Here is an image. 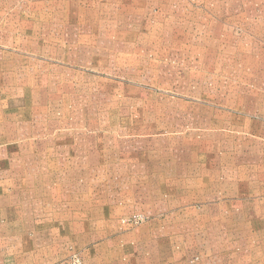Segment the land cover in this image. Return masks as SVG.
Listing matches in <instances>:
<instances>
[{
    "label": "rangeland",
    "instance_id": "1",
    "mask_svg": "<svg viewBox=\"0 0 264 264\" xmlns=\"http://www.w3.org/2000/svg\"><path fill=\"white\" fill-rule=\"evenodd\" d=\"M76 258L264 264V0H0V264Z\"/></svg>",
    "mask_w": 264,
    "mask_h": 264
},
{
    "label": "bare ground",
    "instance_id": "2",
    "mask_svg": "<svg viewBox=\"0 0 264 264\" xmlns=\"http://www.w3.org/2000/svg\"><path fill=\"white\" fill-rule=\"evenodd\" d=\"M73 163H74V162H73ZM37 164H39V163L37 162ZM62 166H63V169H65V170L68 169V167H69V165H68L66 162H64ZM93 166H94V165H93ZM90 167H91V166H90ZM38 168H39V167H38ZM95 171H98V169H95ZM95 171H94V172H95ZM27 180H28V179H27ZM28 182H29V181H28ZM28 182H27V183H28ZM27 185H28V184H27ZM1 203H2V202H1ZM66 223H69V222H66ZM66 228H67V227H66ZM69 229H71V228H69ZM60 234H61V233H60ZM61 235L63 236V234H61Z\"/></svg>",
    "mask_w": 264,
    "mask_h": 264
},
{
    "label": "crops",
    "instance_id": "3",
    "mask_svg": "<svg viewBox=\"0 0 264 264\" xmlns=\"http://www.w3.org/2000/svg\"><path fill=\"white\" fill-rule=\"evenodd\" d=\"M61 160H63V159H61ZM61 160H60V161H61ZM64 162H65V161L63 160V161L61 162L60 166H62ZM73 162H74V160H73ZM74 164H75V163H74ZM60 168H62V167H60ZM73 174H74V176L77 175V173H75V171L73 172Z\"/></svg>",
    "mask_w": 264,
    "mask_h": 264
},
{
    "label": "built area",
    "instance_id": "4",
    "mask_svg": "<svg viewBox=\"0 0 264 264\" xmlns=\"http://www.w3.org/2000/svg\"><path fill=\"white\" fill-rule=\"evenodd\" d=\"M74 264H81V263L79 262V259L76 258V259L74 260Z\"/></svg>",
    "mask_w": 264,
    "mask_h": 264
}]
</instances>
